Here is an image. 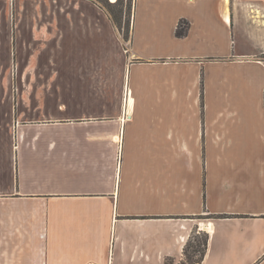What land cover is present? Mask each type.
Segmentation results:
<instances>
[{"label": "crops", "instance_id": "crops-1", "mask_svg": "<svg viewBox=\"0 0 264 264\" xmlns=\"http://www.w3.org/2000/svg\"><path fill=\"white\" fill-rule=\"evenodd\" d=\"M262 54L264 0H0V264H264Z\"/></svg>", "mask_w": 264, "mask_h": 264}, {"label": "trees", "instance_id": "trees-1", "mask_svg": "<svg viewBox=\"0 0 264 264\" xmlns=\"http://www.w3.org/2000/svg\"><path fill=\"white\" fill-rule=\"evenodd\" d=\"M95 3L98 7L104 10L110 17V20L114 27L118 29L120 32L123 30L122 28V17L124 12V7H129L131 4V0H115L114 2H109L107 0H90ZM133 7V5H132ZM187 24L185 22H179L176 35L178 37L184 36L186 32ZM128 24L126 22L125 29L126 31L122 34L124 41H128L130 27L127 33ZM124 29V30H125ZM264 58V54H263ZM219 217H226V216H219ZM208 235L206 233H194L191 235L190 239L187 241L184 250H183V257L186 260L185 264H198L202 261L206 245H207ZM184 264V263H182Z\"/></svg>", "mask_w": 264, "mask_h": 264}, {"label": "rangeland", "instance_id": "rangeland-1", "mask_svg": "<svg viewBox=\"0 0 264 264\" xmlns=\"http://www.w3.org/2000/svg\"><path fill=\"white\" fill-rule=\"evenodd\" d=\"M108 1V3L109 2H111V1H114V0H107ZM132 5H133V0H131V4L129 5V7H126V5H125V7H124V14H123V17H122V20H121V22H122V29L123 30H121L120 31V33L121 34H123L125 31H126V29H125V24H126V22H127V24H128V28H127V33H128V30H129V27H130V23H131V16H132ZM125 29V30H124ZM260 60L264 63V58H263V54L262 55H260ZM182 263H186V260L185 259H183L182 260Z\"/></svg>", "mask_w": 264, "mask_h": 264}, {"label": "built area", "instance_id": "built-area-1", "mask_svg": "<svg viewBox=\"0 0 264 264\" xmlns=\"http://www.w3.org/2000/svg\"><path fill=\"white\" fill-rule=\"evenodd\" d=\"M111 1V0H110ZM115 1V0H114ZM114 1H111V2H114Z\"/></svg>", "mask_w": 264, "mask_h": 264}]
</instances>
